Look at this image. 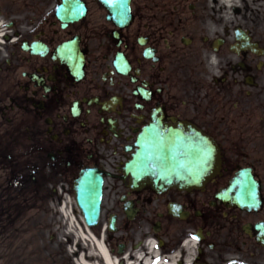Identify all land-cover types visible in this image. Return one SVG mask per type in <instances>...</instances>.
Listing matches in <instances>:
<instances>
[{"label":"flooded vegetation","instance_id":"af4514ba","mask_svg":"<svg viewBox=\"0 0 264 264\" xmlns=\"http://www.w3.org/2000/svg\"><path fill=\"white\" fill-rule=\"evenodd\" d=\"M77 1L81 17L64 0H0V205L48 208L102 181L95 233L120 264L145 244L162 264H264V5L135 0L118 25ZM156 119L210 137L217 175L131 183L124 166Z\"/></svg>","mask_w":264,"mask_h":264},{"label":"rangeland","instance_id":"374dc122","mask_svg":"<svg viewBox=\"0 0 264 264\" xmlns=\"http://www.w3.org/2000/svg\"><path fill=\"white\" fill-rule=\"evenodd\" d=\"M174 1L146 2H165V5L170 7ZM245 2L256 9L264 5L263 0ZM16 209L21 212L17 220L14 221L13 218L18 212L11 213V217L0 221V264H80L78 257L82 254L79 252L83 240L77 235V219L71 227L63 215L56 213L55 206L49 208L52 214L47 208Z\"/></svg>","mask_w":264,"mask_h":264},{"label":"water","instance_id":"95a60500","mask_svg":"<svg viewBox=\"0 0 264 264\" xmlns=\"http://www.w3.org/2000/svg\"><path fill=\"white\" fill-rule=\"evenodd\" d=\"M107 5L119 6L123 0H103ZM130 0L125 8L129 12ZM159 128L151 126L140 134L138 146L132 160L126 167L134 183L149 182L154 185L189 184L197 185L208 179L215 168L216 151L213 144L199 132L192 130L182 133L176 130L167 133L172 141H158ZM97 213L87 220L92 225L97 222Z\"/></svg>","mask_w":264,"mask_h":264},{"label":"bare ground","instance_id":"6f19581e","mask_svg":"<svg viewBox=\"0 0 264 264\" xmlns=\"http://www.w3.org/2000/svg\"><path fill=\"white\" fill-rule=\"evenodd\" d=\"M229 5L231 4V0H226ZM64 215L70 220L72 218L70 226L72 227V224H74L75 217L71 213L70 210H67V208L63 209ZM78 226V224L76 225ZM79 234L78 236L82 237L84 240L89 243V246L93 247V251L89 252L86 255H83L81 259H79L80 264H120L121 260L119 257L115 256L114 253L110 252L101 239L96 238L93 236L89 231H85L82 227L78 226ZM133 257H129L127 259L126 264H138L139 260L143 258V262H139V264H162L160 261V253L158 249L154 248L149 249L147 247V244L142 248V250L138 251L137 253H134ZM132 256V255H131ZM97 257L98 260L92 261L90 258ZM89 259L91 261H89ZM126 259V258H124Z\"/></svg>","mask_w":264,"mask_h":264},{"label":"snow or ice","instance_id":"6c2138e0","mask_svg":"<svg viewBox=\"0 0 264 264\" xmlns=\"http://www.w3.org/2000/svg\"><path fill=\"white\" fill-rule=\"evenodd\" d=\"M194 239H195V237H194Z\"/></svg>","mask_w":264,"mask_h":264}]
</instances>
